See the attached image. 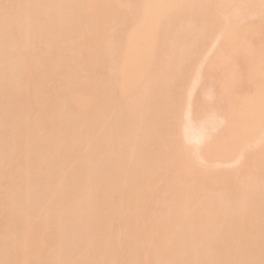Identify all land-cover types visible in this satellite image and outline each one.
<instances>
[{"label":"bare ground","instance_id":"obj_1","mask_svg":"<svg viewBox=\"0 0 264 264\" xmlns=\"http://www.w3.org/2000/svg\"><path fill=\"white\" fill-rule=\"evenodd\" d=\"M1 96L0 264H264L262 0H0Z\"/></svg>","mask_w":264,"mask_h":264},{"label":"rangeland","instance_id":"obj_2","mask_svg":"<svg viewBox=\"0 0 264 264\" xmlns=\"http://www.w3.org/2000/svg\"><path fill=\"white\" fill-rule=\"evenodd\" d=\"M175 12H176V11H175ZM253 23H254V22H253ZM44 30H45V29H44ZM42 31H43V30H42ZM43 32H44V31H43ZM34 42H36V39H34ZM5 97H6V96H5ZM5 97H4V96H1V98H0V99H1L0 103H1V104H4V105H5L6 103L9 102V100H8L7 98H5ZM25 98H26V97H25ZM25 98H24V97L22 98V99H23V102L27 100V98H26V99H25ZM22 99H21V101H22ZM24 99H25V100H24ZM2 100H4V101H2ZM2 102H3V103H2ZM5 102H6V103H5ZM32 107H34V106H32ZM34 109H35V108H34ZM34 109H32V111L35 112ZM217 114H218V115H221L220 113H217ZM212 117H214V116L212 115L211 118H212ZM211 118H210V119H211ZM211 120L215 121V119H211ZM213 121H211V122H213ZM216 121H217V120H216ZM209 122H210V121H209ZM215 123H216V122H215ZM227 165H228V164H227ZM229 165H231L230 168H232L233 166L237 167V166H236L237 164H235V165H233V164H229ZM229 165H228V166H229ZM228 166H227V167L225 166V167H226V168H229ZM233 168H234V167H233ZM210 169H212V168H209V170H208V171L206 170V172L208 173V172L210 171ZM209 173H211V175H212V174H213V169H212V171H210ZM225 197H228V192L225 193ZM227 199H228V198H227ZM229 199H231V198H229ZM114 200L116 201V198H115V197L112 199V201L114 202ZM227 201H228V200H227ZM229 205H230V204H229ZM113 213H114V212H113ZM113 213H112L111 219H113V224L117 225V227H116L117 229H116L114 226H113L112 228H111V226H110L109 228H110V229H114V230L116 229V230H117V232L115 231V233L112 232V233H114L115 236H116V234H118V233L120 232V229H121V227H122V223H123V219L121 218V214H119V215H120V219H119V218H118L119 216L117 215V213H116V212H115V214H113ZM114 215H117V216L115 217ZM122 216H123V215H122ZM113 217H115V218H113ZM123 218H124V217H123ZM115 219H117V220H116L117 223L115 222ZM120 220H121L122 223L119 222ZM110 221H111V220H110ZM114 222H115V223H114ZM118 222L121 223V225H120L121 227H118V226H119V223H118ZM109 224L113 225L112 222L109 223ZM82 228H84V229L82 230ZM80 229H81V230H80ZM80 229L78 230V232L80 233V231H81V233H84V231H85V227H84V226H83V227L81 226ZM257 229H258V228H257ZM118 230H119V231H118ZM254 230L256 231V228H255ZM111 231H113V230H111ZM242 231H243V232H246V230H242ZM71 232H72V231H71ZM243 232H242V233H243ZM73 233L76 235L75 232H72V234H73ZM75 235H72L71 238L74 239V237H76ZM73 239H71V241H72ZM76 239H78V238L76 237L73 241H75ZM73 241H72V242H73ZM76 242H77V240H76ZM120 242H121V243H120V246L123 245V240L120 239ZM71 244H75V243H71ZM210 244H211V243H210ZM124 245L126 246L125 243H124ZM124 245L121 246V247L119 246V248H120L119 251L122 250L121 248H126V247H124ZM144 245L146 246L147 244L145 243ZM213 245H214V244H211L210 247H212ZM141 247H142V245L140 246V248H141ZM146 247H147V246H146ZM117 249H118V247H117L116 249L114 248V250H116V251L118 252ZM114 250H111V251H113L114 254H115V251H114ZM123 250H124V249H123ZM123 250H122V251H123ZM211 250H212V249H211ZM216 250H217V249H214V250L211 251V252H215ZM109 251H110V250H109ZM111 251H110L109 255L112 253ZM138 251H141V249H139ZM138 251H137V252H138ZM144 251H146L145 248H144ZM144 251H143V252H144ZM218 251H219V250L216 251V252H217V255L215 254V256H217V257L220 255V254H219L220 251H219V252H218ZM124 252H125V251H123L122 254H124V256H126L127 254H126V252H125V253H124ZM141 252H142V251H141ZM138 253H139V252H138ZM146 253H147V252H145L144 254H146ZM118 254H119V252L116 253V256H117ZM134 254L137 255V256H139V255L136 254V253H134ZM213 254H214V253H213ZM213 254L211 253V255H213ZM111 255L113 256V254H111ZM111 255H110V256H111ZM128 255L131 256V254H128ZM128 255H127V256H128ZM132 255H133V254H132ZM142 255H143V254H142ZM150 255H151V253H150V254L148 253V258H149V259H150V257H149ZM124 256H123V257H124ZM130 256H128L129 258L126 257V258L129 260V262H130V258L132 259L133 257H135V256H133V257H132V256L130 257ZM137 256H136V257H137ZM144 256H145V255H143V256H141V257L144 258ZM151 256H152V255H151ZM137 258L139 259V257H137ZM137 258H136V262H138V259H137ZM213 258H215V257H213ZM124 259H125V257H124ZM124 259H123V261H120V262H119V261H118V262L116 261V262H114V264H115V263H116V264H118V263H119V264H121V263H123V264H124V263H125V264H128V263H127V262H128L127 259H126V260H124ZM141 260H143V259H140V261H139L138 263L142 262V263H140V264H143V261H141ZM124 261H125V262H124ZM133 261H134V259H133ZM134 262H135V261H134ZM136 262H135V264H137ZM150 262H153V260H151ZM148 263H149V262H148ZM97 264H100V263H97ZM129 264H134V263L131 262V263H129ZM150 264H151V263H150Z\"/></svg>","mask_w":264,"mask_h":264},{"label":"snow or ice","instance_id":"obj_3","mask_svg":"<svg viewBox=\"0 0 264 264\" xmlns=\"http://www.w3.org/2000/svg\"><path fill=\"white\" fill-rule=\"evenodd\" d=\"M262 3H264V0H262Z\"/></svg>","mask_w":264,"mask_h":264}]
</instances>
